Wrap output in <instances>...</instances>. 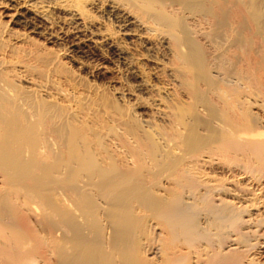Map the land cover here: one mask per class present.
<instances>
[{"label":"bare ground","instance_id":"1","mask_svg":"<svg viewBox=\"0 0 264 264\" xmlns=\"http://www.w3.org/2000/svg\"><path fill=\"white\" fill-rule=\"evenodd\" d=\"M6 1L53 21L108 2L190 102L166 127L131 109L110 143L45 99L21 103L2 69L0 264H263L264 2Z\"/></svg>","mask_w":264,"mask_h":264},{"label":"rangeland","instance_id":"2","mask_svg":"<svg viewBox=\"0 0 264 264\" xmlns=\"http://www.w3.org/2000/svg\"><path fill=\"white\" fill-rule=\"evenodd\" d=\"M93 4H86L78 18L53 9V21L0 0V72H9L8 78L23 88L21 103L45 99L56 115L82 118L110 143L115 132L121 134L130 124L133 108L157 126H168L174 108L190 102L180 74L170 66L164 69L163 54L118 33L103 13L108 2ZM82 34L91 40L82 42ZM259 259L264 264V257Z\"/></svg>","mask_w":264,"mask_h":264}]
</instances>
